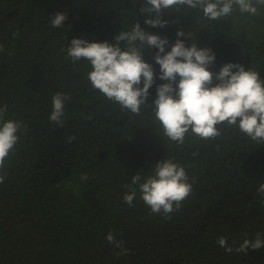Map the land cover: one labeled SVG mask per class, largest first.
Masks as SVG:
<instances>
[{"label":"trees","instance_id":"trees-1","mask_svg":"<svg viewBox=\"0 0 264 264\" xmlns=\"http://www.w3.org/2000/svg\"><path fill=\"white\" fill-rule=\"evenodd\" d=\"M252 3L255 14L234 5L217 20L200 8L175 6L161 16L166 27L152 28L140 13L144 0H0V107L7 106L0 124L22 125L0 183V264H264V247L235 251L257 234L264 240V194L258 191L264 142L226 124L216 126L214 139L189 131L182 145L170 141L152 105L157 86L167 81L155 79L147 104L132 114L94 89L89 62L73 63L67 51L75 38L111 44L139 23L168 40L167 52L182 29L191 34L190 40L179 37L185 44L215 54L209 71L233 63L264 80V5ZM57 12L67 19L54 28L50 18ZM155 52L145 50L143 59L158 77ZM57 93L70 97L62 127L49 120ZM160 160L183 166L192 185L167 219L151 213L139 191ZM135 174L142 179L132 185L130 207L124 185ZM109 233L121 247L108 242Z\"/></svg>","mask_w":264,"mask_h":264},{"label":"clouds","instance_id":"clouds-1","mask_svg":"<svg viewBox=\"0 0 264 264\" xmlns=\"http://www.w3.org/2000/svg\"><path fill=\"white\" fill-rule=\"evenodd\" d=\"M264 5V0H256ZM239 7L241 13L255 14L257 8L252 0H144L140 8L142 15L149 18L144 23L152 28L166 27L168 21L161 16L166 9L175 6H188L202 9L203 15L210 20L228 16L233 6ZM67 16L57 12L50 18L52 27L64 25ZM15 35V34H14ZM190 40L191 34L182 29L176 32L177 39L165 52L169 42L166 38L149 34L141 29L139 23L131 31H122L113 38V43L87 42L72 39L68 56L73 63L87 60L91 66L88 80L91 86L108 100L118 103L121 108L138 115L141 106L146 103L149 89L155 79L167 81L156 88L154 117L170 141L182 145L189 131L202 139H214L220 135L217 125L236 126L239 131L257 143L264 142V80L258 72L245 70L239 64L227 63L217 73L209 71L215 61V54L209 48H198L195 42L185 44L179 37ZM124 43L123 49L119 46ZM156 49L152 59L159 66V76L154 75L151 64L143 59L145 50ZM2 51V48H0ZM215 81V83H214ZM143 85L142 87L140 85ZM64 94L52 97V112L49 120L63 126L62 117L66 100ZM7 106L0 107V120L3 119ZM22 125L19 121L8 120L0 124V183L6 178L5 161L18 143L17 133ZM74 137H69L71 142ZM87 180L86 173L81 174ZM141 176H132L131 185H124L128 193L123 197L124 203L133 206L136 190L132 185L141 181ZM183 166L172 160H160L155 164L154 173L139 183V191L144 204L151 213L169 214L179 210L181 203L192 192V185ZM258 191L264 194V185ZM109 243L121 247L122 242L115 241L114 235L106 237ZM217 244L231 253L226 238H219ZM264 247V240L257 234L254 241L245 239L237 252L258 250Z\"/></svg>","mask_w":264,"mask_h":264}]
</instances>
